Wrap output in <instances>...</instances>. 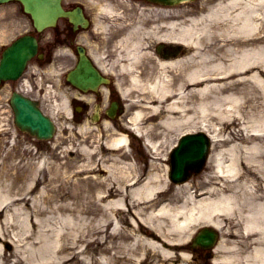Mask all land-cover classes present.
I'll use <instances>...</instances> for the list:
<instances>
[{"label": "bare ground", "instance_id": "obj_1", "mask_svg": "<svg viewBox=\"0 0 264 264\" xmlns=\"http://www.w3.org/2000/svg\"><path fill=\"white\" fill-rule=\"evenodd\" d=\"M100 7L107 23L99 20L96 28H117L115 64L98 54L95 58L103 70L119 72L127 114L118 126L106 118L103 126L96 124L99 136L111 131L104 142L111 164L102 157L74 167L77 176L108 169L110 178L74 176L71 181L67 165L64 180L51 178V188L32 198L40 182L37 167L22 184L21 163L11 164L10 151L2 155L0 215L6 214L0 237L16 229L18 243L38 245L36 256L15 252L10 262L169 264L177 256L178 264H197L189 252L205 247L191 244L190 238L197 228L210 225L221 232L212 251L214 263L264 264V100L254 98L264 95V0H203L199 13L180 21L152 20L172 13L163 7H140L136 21L124 18L110 2ZM4 14L0 24L7 19ZM171 42H183L186 54L168 58L155 51L157 44L167 49ZM246 100L250 104L242 109ZM60 101L70 116L68 98L62 95ZM196 129L209 133L214 144L211 172L200 184L203 196L187 182L176 186L174 196L156 198L172 188L166 151L176 143L173 136ZM136 136L146 137L153 155L148 165L123 161L130 158L124 149ZM84 147L90 157L99 149ZM127 182L131 187L123 191ZM129 216L130 229H122ZM97 245H105L100 260L93 254ZM9 260L0 250V264Z\"/></svg>", "mask_w": 264, "mask_h": 264}, {"label": "rangeland", "instance_id": "obj_2", "mask_svg": "<svg viewBox=\"0 0 264 264\" xmlns=\"http://www.w3.org/2000/svg\"><path fill=\"white\" fill-rule=\"evenodd\" d=\"M74 1L83 2L86 5L87 10L96 16L100 15L98 13L99 10H97L99 8V4H101L102 2L104 4L106 2H110V0H67L68 3L74 2ZM111 1L115 3H117V1H120L119 3H122L123 5H126V6L129 5V3H127L126 0L125 1L124 0H111ZM126 6L125 7L120 6L122 8V11L127 10L126 13L128 15L134 16L135 12L131 10L129 6L127 7ZM132 9L136 10L135 7H133ZM2 13L3 14L6 13L4 15L5 17H7V19L3 20L2 22L4 21L5 22L3 24L1 22L0 26H7V27L3 31H1V28H4V27H0V52L7 44L11 43L15 38H17L18 36L28 31H31L32 29L29 18L23 13L21 6L19 4L11 3V4H6V5H0V14ZM62 25L64 24L62 23ZM54 36L55 35L53 32H48L47 34H45L44 39L42 40V44L48 45V44L53 43ZM69 61H70V58L68 55L62 56L58 59V61L56 62L57 72L55 74H50L55 81L58 77H60V75H62L60 73L67 67V64L69 63ZM43 70L49 71V67H44ZM43 75H44V79L46 78V76H49L48 74L45 75L44 73ZM43 86L44 88L47 87L45 83L43 84ZM56 86L54 87L57 88ZM9 90L10 88L6 89L4 92L1 93L0 104L2 101H5V102L8 101L9 94H10ZM56 96H53V92H50V94L45 95L42 100L44 109L48 113L54 112L57 125H58L57 135L51 141L34 140L32 139L31 136L18 131L19 136H18V139L16 138L17 143L15 144L13 137H14L16 128L13 123V117L11 115V112L5 110V109H8L7 105H5L4 107H0V133L2 134L0 135V138H2V140L5 141L2 144V147L0 149V154H1L0 163L3 161L2 155H6L10 151L11 154L9 158L11 159L10 160L11 164L21 163L20 166H17L16 164L15 166L19 167V169H22V172H20L22 173V176H23V180H21L22 184L24 183L23 181L28 180L25 177L27 175H30L32 172H35V169L37 167L36 176L38 175L37 179H39L40 182H39V186L37 187V189L32 194L29 195V197H32V198H36L37 196L39 197L41 195V191L45 190V187L48 186L49 188H51V186L49 185L50 184L49 181L51 180V178L54 177V179H56L58 177L64 180V178L66 177L62 175H64L65 167L67 165L71 166L70 170L72 171H69L67 173L70 176L69 179L71 181L73 180L72 177L74 176H75L74 177L75 179L77 177H81L82 179H86L89 177H95V178L99 177L101 178V180H104L102 179L104 177L105 179L110 178V175L107 169L102 170V171H96L93 173H83L82 175L78 174L77 176L76 171L78 170V168H75L74 166L81 165L84 162H90L92 165L94 163L99 162L100 157L105 153H102L100 155H93L92 157H90L89 154H87L86 151L83 150V148H85L84 146H87L90 150L96 148L99 144L105 141V137L109 136V133H111V131H109V133L107 131L103 133V139H104L103 141L102 140L100 141V138H102V135L99 136L100 133H98L97 130H92L91 128H85L83 131H81L80 129L82 126L91 127L87 125L88 121L86 120L85 123H79V125L73 122L71 118H69L68 114L64 112L63 109L57 108L59 107L58 103L60 99L58 98L59 101H55ZM254 98L256 101L262 100V95L260 93H255ZM248 104H250V102H247V100L245 101V103H242V109H246V106ZM8 118L11 119L10 123H8L9 122ZM2 129H5V130H2ZM177 137H178L177 135H174L173 136L174 140ZM71 147H74V148L72 151H69L70 149H72ZM144 151L146 152V150H144V148L142 147V144L140 143V141L136 140L133 142V146H132V149L130 151V156H129L130 158L128 160L124 159L123 161L131 162V163L133 161L134 162L136 161L138 164L144 165L145 162L148 160V157L146 158L144 156L145 154ZM92 154L94 153L92 152ZM106 154L108 153L106 152ZM39 157L40 159H38ZM41 159L43 162H41V164L39 163L35 165L36 162ZM45 160H49V164L47 166H45L46 165L44 163ZM107 163L111 164L110 161H108ZM58 165L60 166L59 168H58ZM62 168L64 170H62ZM19 169L12 170V172L14 173ZM209 173H210L209 171L206 172V174H209ZM8 176L11 181L12 176L10 175ZM199 176L200 175L197 174L193 176L192 177L193 179L191 180L197 183L201 179ZM1 180L5 181L4 178ZM99 184H102V183L100 182ZM37 192H38V195L36 194ZM27 209L31 211V208L29 206L27 207ZM4 213L6 214L5 211ZM4 213L0 215V222L3 223V225H4V219H5ZM125 221L126 220L122 221L120 226L122 227V229L124 228L128 230L130 229V225L128 224L130 223V221H132L130 216H129L128 221L127 222ZM17 230L19 231L20 229L18 228ZM15 233H17L16 229H13V230L10 229V231L5 237L4 236L0 237V250L2 252L3 251L6 252V254L10 255L11 257H12L11 254L15 252H17L18 255L20 256H24L23 255L24 250H25V254L27 255V257L28 255L32 256V253H34V256H36L37 255L36 247H38V245L36 244L23 245L25 243H18V237L15 236ZM128 240L131 241L130 239ZM117 242H119V239L117 240ZM100 246L97 245L95 247H92L94 248L93 252L96 255L94 253L93 254L98 259L101 258V256H103V251H102L103 249L102 247L100 248ZM103 247L105 248V245ZM122 247L124 248L125 246L122 245ZM204 260L206 259L205 258L198 259V262H199L198 264H204ZM168 262L169 264H178L179 260L177 256H172V260Z\"/></svg>", "mask_w": 264, "mask_h": 264}, {"label": "water", "instance_id": "obj_3", "mask_svg": "<svg viewBox=\"0 0 264 264\" xmlns=\"http://www.w3.org/2000/svg\"><path fill=\"white\" fill-rule=\"evenodd\" d=\"M8 1V0H0ZM24 4L25 11L28 12L38 30L55 25L60 16H69L75 23H82L84 20L81 18L82 14L79 10L65 11L62 8L61 0H20ZM180 1V0H177ZM36 51V41L29 38H21L19 43H16L9 49L2 63V70L0 72V78H14L21 67L25 64L26 59ZM82 63L89 64L82 55ZM85 70V68H84ZM94 73V71H93ZM90 80V81H89ZM89 85L84 81V87H90L96 85L98 82L95 78H89ZM17 111V122L23 129H29L32 133L37 134L39 137H50L53 131V126L49 123L48 119L27 99L21 96L13 100ZM194 140H189L187 143H194ZM194 149V146H192ZM189 147L178 149L176 159L180 166H183V160L187 158L190 150ZM201 150H199L200 152ZM185 154H184V153ZM199 153L198 151H196ZM202 155V153H200ZM193 157V158H192ZM199 154H191L188 158H192L189 161L195 162L199 159ZM196 164V163H195ZM189 166H193L191 162H188ZM208 241H213V236L210 234H204ZM202 239V238H201ZM208 242V243H209ZM208 243H203L207 245Z\"/></svg>", "mask_w": 264, "mask_h": 264}]
</instances>
